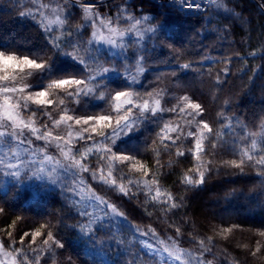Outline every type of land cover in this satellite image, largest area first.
<instances>
[{"label":"snow or ice","instance_id":"snow-or-ice-1","mask_svg":"<svg viewBox=\"0 0 264 264\" xmlns=\"http://www.w3.org/2000/svg\"><path fill=\"white\" fill-rule=\"evenodd\" d=\"M244 3L168 0L225 45L193 61L142 0H10L35 43H0V264H264V222L238 241L189 195L235 177L219 199L264 214V0L255 42Z\"/></svg>","mask_w":264,"mask_h":264},{"label":"trees","instance_id":"trees-1","mask_svg":"<svg viewBox=\"0 0 264 264\" xmlns=\"http://www.w3.org/2000/svg\"><path fill=\"white\" fill-rule=\"evenodd\" d=\"M256 2H258V0H246V3L242 4L245 16H247L249 12L254 14L253 27L256 28V31L252 33L253 42H255V38L259 32V27L255 24ZM229 6L233 5L229 4ZM138 7L146 8L147 11L145 14L156 16L162 23L171 28L170 35H173L174 39L168 42L174 44V46L178 48L182 46L180 42H183V46L190 49L188 59L198 61L201 54L206 49L210 51L212 56H221L225 54L224 44L209 47L210 41L215 39L214 35L205 33L201 36H196L197 30L200 29L201 24L203 23L202 17L185 16L182 12L176 9L156 4L151 0H142V4H138ZM236 10L238 12L241 11V7H237ZM0 16L7 19L6 23L0 24V43H10L19 50L25 52L34 50L31 47L32 44L29 43V41H33L31 24L28 21L16 16L15 9L10 6V0H0ZM234 24L235 31L232 38L239 40L241 37H245V29L240 27L239 21H235ZM247 27L248 26H245V28ZM33 43H35V41H33ZM157 52L161 55H167L168 49L158 48ZM155 70L169 71L170 67L159 65ZM149 78L151 79V74H149ZM229 84L233 90H238L240 84L239 77H236L235 79L230 77ZM144 85L147 87L148 82L144 81ZM226 87H228V85H226ZM237 103L241 111H247L248 109L258 111L260 105L259 99H254L251 96H245L242 92H240L238 96ZM235 186H238L237 178L235 177L223 175H221V177L214 176L205 191L200 193H189L192 197V201L190 202L197 208L202 206L204 209L217 216L230 217L231 222L239 224L243 230V234L239 231L235 233V239L241 242H248L247 236L249 234V230L259 227L262 223L261 217L264 216V214H261L259 209L250 211L249 206L243 200L225 203L223 199H219V197H222L223 193L226 192L229 187ZM22 197L24 201H26L24 205L25 207H27L29 203H35L32 199L33 191L31 189L25 190L22 193ZM27 214L35 217L36 219L40 218V213L38 211H30ZM147 222L148 221H146V223ZM215 222L219 223V221ZM209 235H211V233H209Z\"/></svg>","mask_w":264,"mask_h":264},{"label":"built area","instance_id":"built-area-1","mask_svg":"<svg viewBox=\"0 0 264 264\" xmlns=\"http://www.w3.org/2000/svg\"><path fill=\"white\" fill-rule=\"evenodd\" d=\"M151 1H153L156 4L165 5V6H167V3H168V0H151ZM183 14L185 16H189V17L198 16V15H195V14H187V13H183Z\"/></svg>","mask_w":264,"mask_h":264},{"label":"rangeland","instance_id":"rangeland-1","mask_svg":"<svg viewBox=\"0 0 264 264\" xmlns=\"http://www.w3.org/2000/svg\"><path fill=\"white\" fill-rule=\"evenodd\" d=\"M261 217V216H260ZM262 222H264V216L261 217Z\"/></svg>","mask_w":264,"mask_h":264},{"label":"bare ground","instance_id":"bare-ground-1","mask_svg":"<svg viewBox=\"0 0 264 264\" xmlns=\"http://www.w3.org/2000/svg\"><path fill=\"white\" fill-rule=\"evenodd\" d=\"M193 17H195V16H193Z\"/></svg>","mask_w":264,"mask_h":264}]
</instances>
